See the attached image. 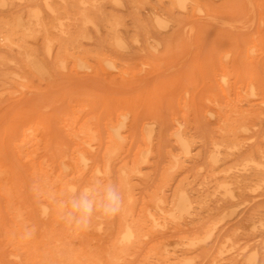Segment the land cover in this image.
<instances>
[{
    "label": "rangeland",
    "instance_id": "1",
    "mask_svg": "<svg viewBox=\"0 0 264 264\" xmlns=\"http://www.w3.org/2000/svg\"><path fill=\"white\" fill-rule=\"evenodd\" d=\"M33 1V6L40 7L48 22L51 15L44 8L43 0ZM54 1L63 3L62 0ZM200 1L208 4L215 22L197 19L199 15L193 16L192 12L173 9L169 0H151L157 12L168 20V26L161 29L152 24L145 12L137 14L126 0L123 6L104 5V12L124 21L120 34L124 35L126 46L119 48L106 41L110 35L103 26L90 27L83 45L91 53L90 57L96 55V48L105 52L116 61L117 67L113 69L98 64L94 58H89L86 68L73 70L68 64V68L59 69L55 63L57 44L47 53L42 35L29 39L28 43L31 49L38 51L40 62L47 64L48 73H39L24 65L22 69L18 64V60L22 62L21 56L0 46V56L11 60L0 68L9 72L18 70L27 76L25 87L7 85L0 91V146L5 147L1 158L14 164L19 175H24V165L29 164L30 154L46 153L44 138L49 132L61 139L56 143L58 147L72 146L67 137L70 128L61 119L64 115L80 116L83 122L92 124L103 134L104 125L123 113L126 131L131 127L130 132L125 133L128 143L121 157L131 161L138 149H150L141 165V177L133 179V195L138 203L136 213L157 192L163 194L169 205L177 203V193L181 189L191 195L194 217L188 224L168 222L162 229L148 233L127 251L121 264H145L156 257L155 248L170 240H177V248L185 249L181 255L182 264H264L261 172L253 168L252 176L247 173L244 180L235 177L236 167L243 171V161L249 156L254 155L258 163L262 161L256 152L251 154V147L264 149V114L252 112V131L237 140L239 148L221 150L215 163L211 160V155H215L213 141L220 139V130L215 117L209 115L215 108L212 106L215 100L225 102L220 80H217L222 66L231 70L233 82L236 70L244 74L254 58L255 73L240 79L242 82L238 81L237 85L245 90L250 87L248 80L255 81V78L264 83V49L260 51L264 41L247 37L257 31L264 37V0ZM30 3L31 0L7 3L0 7V15L9 17L24 13L26 16L32 7ZM70 11L74 12V8ZM137 19L160 42L155 50L154 42L148 45L141 35L135 43L132 34L126 32V27L129 31L140 30ZM255 44L258 50L248 52L247 48ZM250 98L258 105L264 100V93ZM80 99L83 100L80 102ZM256 108L264 113V103ZM31 123L39 127L36 133L41 141L40 145L27 148L20 140L26 128L23 124ZM135 124L137 130L132 129ZM179 124L189 137V156L184 155L174 135ZM7 127L11 138L4 136ZM102 154L100 146L95 149L93 159L100 162ZM118 162H114L109 180V186L117 191ZM220 185H227L228 193L219 189ZM101 215L102 229L88 233L97 250L113 244L115 235L110 227L117 226V211L111 215L101 211ZM252 222L255 223L253 228ZM212 227L215 228L210 237L207 232ZM4 246L0 234V249ZM170 261L177 259L170 256ZM0 264L14 262L7 260L2 252Z\"/></svg>",
    "mask_w": 264,
    "mask_h": 264
},
{
    "label": "bare ground",
    "instance_id": "2",
    "mask_svg": "<svg viewBox=\"0 0 264 264\" xmlns=\"http://www.w3.org/2000/svg\"><path fill=\"white\" fill-rule=\"evenodd\" d=\"M21 0H0V7L7 3H18ZM60 4L54 0H43L44 8L51 15L47 22L43 17L42 10L31 0L32 7L24 13H18L9 17L0 15V46L16 51L22 58L18 60L19 66L23 65L30 69H37L39 73H48V66L41 63L38 51L29 47L28 40L43 36L45 51L51 53L53 46L57 44L55 63L59 69L68 68L70 64L73 70L88 67L89 58H94L98 64L107 66L110 69L116 68V61L106 56L101 49L96 55L86 51L83 40L88 38V29H97L103 26L109 38L106 39L116 47L126 46L125 37L121 26L124 21L119 17H113L111 13L102 10L104 5H124V0H62ZM173 9L182 13L192 12V15H199L197 19H211L213 14L204 1L200 0H169ZM216 2V0H211ZM126 2L139 14L145 12L152 24L161 29L168 26V20L163 18L153 7L151 0H126ZM74 8V12L70 11ZM138 21V19H137ZM140 30L126 32L132 34L133 42L138 43L142 35L145 42L151 45L160 42L154 38L144 25L138 21ZM193 27L191 30L193 31ZM53 32V33H52ZM176 34L177 31H176ZM190 34V33H189ZM191 35V34H190ZM254 40L264 41V37L257 32L248 34ZM95 44V43H94ZM96 47H98L95 44ZM264 46L261 47L262 51ZM248 52L255 53L258 47L255 45L247 48ZM228 52V51H227ZM223 54V60L227 56ZM253 58L250 67L246 68L244 74L237 69V74L232 82L230 69L222 66L219 74L220 90L225 97V102L215 100L212 106L215 107L210 116L215 117L216 124L220 130V139L213 141L214 153L211 155L212 162H217L221 150L239 148L238 139L252 131L251 115L258 112L256 106L264 103L262 100L258 105L250 101L256 94L264 93V83L255 78V81L248 80L250 87L245 90L238 86V81L246 76L255 73ZM11 60L0 56V65L9 64ZM23 63V64H22ZM126 73V72H124ZM27 76L16 70L9 72L0 68V91L6 89L7 85L19 88L27 80ZM22 87H25L23 85ZM236 99L233 100L232 97ZM83 99H80L81 102ZM93 104V101H92ZM63 123L70 128L67 137L71 140L72 146L60 148L56 145L61 139L56 133L49 132L44 138L45 154L39 156L38 152L33 155L28 165H24V175H19L14 164H8L1 157L3 150L0 146V234L3 236L5 246L1 247L0 253H5L7 260L14 264H121L122 257L127 251L145 235L155 230L162 229L168 222L185 221L188 224L194 217V207L191 195L186 189L177 193L175 205H169L161 192L155 193L150 201L144 205L139 213H136L138 203H135L133 195V179L141 177L142 163L145 162V154L150 149H138L135 158L131 161H124L121 155L125 151L130 132L126 128V117L119 113L104 125L103 134L96 127L83 122L80 116L64 115ZM60 120V117H59ZM22 132L20 142L26 146L40 145L41 138L36 133L39 127L34 124L26 125ZM132 129L137 130L135 124ZM185 156L190 155L189 137L181 124L174 132ZM4 136L11 138L9 127L5 128ZM11 142V141H10ZM8 143V145L10 144ZM6 145V142H1ZM97 147H96V146ZM103 149L102 158L97 162L93 159L95 149ZM262 161L256 162L254 155L243 161L242 170L237 168L235 177L246 179V174L253 175V168L261 172V182L264 183V149L258 146L251 147ZM47 153H50L48 156ZM119 161V168L116 170L118 192L121 196V203L117 211V226L110 227L115 235L114 242L109 247L97 250L93 247L90 231H100L101 211L96 210L89 218L86 226L77 227L69 224L65 217L69 201L74 195L87 190L94 200L99 203L104 198V193L109 186L114 162ZM177 161L176 166H178ZM235 168V169H236ZM249 168V169H248ZM259 184L256 185V187ZM228 193L227 185H220ZM255 227V223H251ZM212 227L207 235L214 233ZM163 246L154 250L156 257L146 261L145 264H182L181 255L184 248H177V240L162 242ZM170 256L176 257L177 261H170Z\"/></svg>",
    "mask_w": 264,
    "mask_h": 264
},
{
    "label": "clouds",
    "instance_id": "3",
    "mask_svg": "<svg viewBox=\"0 0 264 264\" xmlns=\"http://www.w3.org/2000/svg\"><path fill=\"white\" fill-rule=\"evenodd\" d=\"M120 203L121 196L114 186H108L99 203L85 190L71 198L64 218L77 227L86 226L94 211L100 210L105 215H111L118 211Z\"/></svg>",
    "mask_w": 264,
    "mask_h": 264
}]
</instances>
